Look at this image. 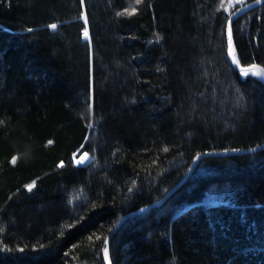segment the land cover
I'll use <instances>...</instances> for the list:
<instances>
[{"label":"trees","instance_id":"obj_1","mask_svg":"<svg viewBox=\"0 0 264 264\" xmlns=\"http://www.w3.org/2000/svg\"><path fill=\"white\" fill-rule=\"evenodd\" d=\"M227 1L0 0V264H104L197 155L264 143ZM232 37L264 69V2ZM110 258L264 264V150L202 159Z\"/></svg>","mask_w":264,"mask_h":264},{"label":"water","instance_id":"obj_2","mask_svg":"<svg viewBox=\"0 0 264 264\" xmlns=\"http://www.w3.org/2000/svg\"><path fill=\"white\" fill-rule=\"evenodd\" d=\"M264 2V0H253L249 3H246L244 5H242L241 7H239L238 9H236L234 12L231 13V15L228 17V20L226 22V28H227V38H228V30H229V26L231 27V32H232V23L235 20V18L239 15H241L242 13L255 8L257 6H259L260 4H262ZM232 49L234 50V43H233V37H232ZM235 51V50H234ZM227 58L232 66V68L237 71L238 73H240L243 76H251L254 77L256 79H258L259 81L262 82V84H264V74H261L260 77L258 76H254L252 74V71H259L261 73H264V69L257 64H251L248 66H237V64L233 63V58L229 55V38L227 41ZM255 66V67H253ZM245 72H247L248 74L245 75ZM264 150V143L252 148H248V149H240V150H232V151H221V152H205L202 154H199L196 156V158L194 159L191 167L189 168V170L187 171V173L184 175V177L177 183V185H175L170 191H168L159 201L154 202L152 204H149L145 207H143L142 209H139L137 211L131 212L129 214H126L124 216H122L117 223L113 226V228L111 229L110 233L108 234L106 241H105V249H107V258H106V254L104 253V264H112L111 263V258H110V240L112 238V236L118 231V229L120 228V226L123 224L124 221H126L129 218H133L136 215L142 214L146 211H148L149 209L153 208V207H158L161 206L192 174V172L195 170L197 164L204 158L207 157H226V156H236V155H246V154H251L254 152H258Z\"/></svg>","mask_w":264,"mask_h":264},{"label":"snow or ice","instance_id":"obj_3","mask_svg":"<svg viewBox=\"0 0 264 264\" xmlns=\"http://www.w3.org/2000/svg\"><path fill=\"white\" fill-rule=\"evenodd\" d=\"M136 2H137V3H141L142 0H136ZM238 2H239V3H243L244 0H238ZM258 2H259V0H258ZM81 3L83 4V0H81ZM49 27L52 28V29H55V28L57 27V25L52 24V25H50ZM84 35H85V37H87V35H88V33H87V29H85V31H84ZM228 38H229V55L233 58V63H235V64H237V66H239V64H238V60H237V57H236V54H235V51L232 49V32H231V27H230V26H229V30H228ZM253 67H255V66H253ZM247 74H248V73L245 72V75H247ZM253 74H254V75H261V74H264V73H261V72L257 71V72H254ZM165 150H167V149H165ZM87 159H88L87 154H84V155H82V156L77 160V164H82V163H84ZM31 187H32L31 185L28 186V190H29V191L31 190ZM107 251H108V250L105 249L106 258H107Z\"/></svg>","mask_w":264,"mask_h":264},{"label":"rangeland","instance_id":"obj_4","mask_svg":"<svg viewBox=\"0 0 264 264\" xmlns=\"http://www.w3.org/2000/svg\"><path fill=\"white\" fill-rule=\"evenodd\" d=\"M227 2H228V7H227V8H229L230 6H232V5L235 4V3H239L238 0H228ZM83 35H84V32H83ZM84 36H85V35H84ZM86 161H87V160H86ZM86 161H85V162H86ZM85 162H84V163H85Z\"/></svg>","mask_w":264,"mask_h":264},{"label":"bare ground","instance_id":"obj_5","mask_svg":"<svg viewBox=\"0 0 264 264\" xmlns=\"http://www.w3.org/2000/svg\"><path fill=\"white\" fill-rule=\"evenodd\" d=\"M254 72H257L256 70L255 71H252V74L254 73ZM254 75V74H253ZM254 76H258V77H260L261 75H254Z\"/></svg>","mask_w":264,"mask_h":264}]
</instances>
